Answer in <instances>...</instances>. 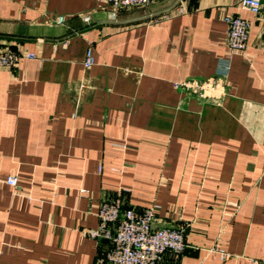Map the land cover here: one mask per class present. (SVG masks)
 I'll use <instances>...</instances> for the list:
<instances>
[{"label": "crops", "instance_id": "0c3cea01", "mask_svg": "<svg viewBox=\"0 0 264 264\" xmlns=\"http://www.w3.org/2000/svg\"><path fill=\"white\" fill-rule=\"evenodd\" d=\"M241 1L0 0V51L35 55L0 70V264H92L118 192L187 224L163 264H264V16ZM227 15L250 23L229 59Z\"/></svg>", "mask_w": 264, "mask_h": 264}, {"label": "built area", "instance_id": "2783aa9c", "mask_svg": "<svg viewBox=\"0 0 264 264\" xmlns=\"http://www.w3.org/2000/svg\"><path fill=\"white\" fill-rule=\"evenodd\" d=\"M156 0H103L112 10H126L146 7ZM242 11H248L255 15L264 16L262 0H242ZM227 26L226 46L228 59L235 53L246 49L250 23L238 15H227L224 18ZM65 22L63 16H58L55 23L61 25ZM86 24L90 23L88 16L84 17ZM264 41V30L262 34ZM21 58L34 59L32 53L24 56L6 48L0 51V70L13 69ZM219 64L216 77L224 79L229 72V60ZM94 64L92 50L87 48L83 67L89 69ZM209 91L219 83H207ZM197 88V86H196ZM6 184L17 187L16 177H8ZM159 210L158 205H151L143 210L133 207H125L123 195L118 192L114 197L104 199L97 210V228L87 233L93 240H104L110 243L109 249L99 255L92 264H163L166 254L181 256L186 250L185 231L187 224L179 223L175 226H156L155 217ZM210 253L218 254L219 259L224 261L229 255L216 250ZM252 264H260L256 259Z\"/></svg>", "mask_w": 264, "mask_h": 264}]
</instances>
